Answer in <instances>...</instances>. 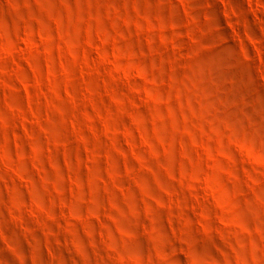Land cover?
<instances>
[{"label":"rangeland","instance_id":"rangeland-1","mask_svg":"<svg viewBox=\"0 0 264 264\" xmlns=\"http://www.w3.org/2000/svg\"><path fill=\"white\" fill-rule=\"evenodd\" d=\"M0 264H264V0H0Z\"/></svg>","mask_w":264,"mask_h":264}]
</instances>
